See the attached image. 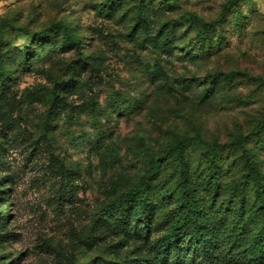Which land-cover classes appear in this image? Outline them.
Returning a JSON list of instances; mask_svg holds the SVG:
<instances>
[{
    "label": "rangeland",
    "instance_id": "obj_1",
    "mask_svg": "<svg viewBox=\"0 0 264 264\" xmlns=\"http://www.w3.org/2000/svg\"><path fill=\"white\" fill-rule=\"evenodd\" d=\"M230 1L0 0V264H264V0Z\"/></svg>",
    "mask_w": 264,
    "mask_h": 264
},
{
    "label": "trees",
    "instance_id": "obj_2",
    "mask_svg": "<svg viewBox=\"0 0 264 264\" xmlns=\"http://www.w3.org/2000/svg\"><path fill=\"white\" fill-rule=\"evenodd\" d=\"M172 1V0H170ZM237 0H231L229 3L226 4L225 8H230V6L235 3ZM138 15L142 18L144 13L142 8L138 9ZM181 20L188 21V22H195L199 23L203 27V31L199 33V36L201 38H204L215 26L216 21H207L198 16L197 14L191 13V12H185L181 16ZM55 31V32H62L63 36L65 37V42L75 46L79 44L78 37L72 33L71 28L69 25H67L64 22H56L52 24L48 30H44L38 34L39 42H45L49 38V32ZM3 59L0 57V68H2ZM3 75L5 73L3 72ZM224 74L222 72H215L212 74V82L216 83L217 81L224 79ZM230 76V75H227ZM215 144L211 145V147H214ZM213 164V162H211ZM245 165L248 168L249 174L255 173V167L252 164V161L250 159V156L247 152H245ZM182 182H183V193H182V207L184 208L183 213L177 217L173 223H172V230L169 234V238L172 242H178V240L181 238L182 234L186 231L187 224L196 217V211L194 208L190 185L188 182V178L186 175V171H182ZM261 210L264 213V206L261 207ZM199 230H201L199 228ZM204 247L207 251H211V247L208 244L207 238L203 235L202 236ZM141 264H155L153 261L149 259H144Z\"/></svg>",
    "mask_w": 264,
    "mask_h": 264
}]
</instances>
